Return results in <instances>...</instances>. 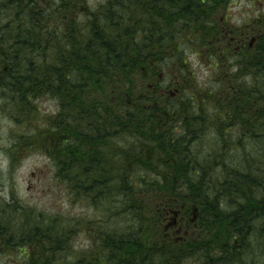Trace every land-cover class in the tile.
Here are the masks:
<instances>
[{
  "label": "trees",
  "instance_id": "1",
  "mask_svg": "<svg viewBox=\"0 0 264 264\" xmlns=\"http://www.w3.org/2000/svg\"><path fill=\"white\" fill-rule=\"evenodd\" d=\"M232 1L0 0L14 146L48 157L79 202L128 200L101 223H0L15 264H56L80 232L66 264H264V13L233 22Z\"/></svg>",
  "mask_w": 264,
  "mask_h": 264
},
{
  "label": "rangeland",
  "instance_id": "2",
  "mask_svg": "<svg viewBox=\"0 0 264 264\" xmlns=\"http://www.w3.org/2000/svg\"><path fill=\"white\" fill-rule=\"evenodd\" d=\"M89 1L93 4L99 0ZM251 1L231 2L229 13L233 22L241 23L249 16L264 13V0L262 3ZM193 62L198 77L206 80L209 70L196 59H193ZM38 104L42 113H53L58 110L57 100L53 98L42 97ZM23 127L24 124L15 122L0 107V223L3 227H8L12 232L28 229V226L32 227L37 222L39 216L50 220L53 216H59L64 221L97 218L96 221L101 223L109 215L114 214L117 204L128 203V200L122 197V192L115 187L107 190L105 194H102V191L97 192L96 202L91 199L86 201L87 203L79 202L71 196L66 184L55 177L53 164L48 157L34 149L21 153L20 149L14 146L16 137L20 135L17 133L24 132ZM98 189L100 190V187ZM13 197L15 203L12 202ZM148 197H152V194L148 193ZM28 219L31 222L23 226L22 222ZM109 224L112 225L113 222ZM58 227L61 229L63 225L60 224ZM3 243L4 241H0V264H15V256L23 251L20 249L21 243L9 249L11 251L20 249L13 256L11 254L14 252H6L7 248ZM72 243L74 244L72 253L68 258L67 254H64L60 260L65 259L58 260L56 264H66L73 255L89 245L81 232L76 234Z\"/></svg>",
  "mask_w": 264,
  "mask_h": 264
}]
</instances>
